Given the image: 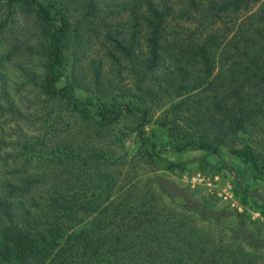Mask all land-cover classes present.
<instances>
[{
  "label": "trees",
  "instance_id": "1",
  "mask_svg": "<svg viewBox=\"0 0 264 264\" xmlns=\"http://www.w3.org/2000/svg\"><path fill=\"white\" fill-rule=\"evenodd\" d=\"M18 6L32 7L43 31L37 42L20 38L3 55L18 47L35 55L43 72L19 64L22 75L45 99L74 102L70 110L86 121L82 138L65 129L52 145L47 120L55 109L45 105L37 114L45 132L23 133L18 142L0 137L18 149L0 157L20 161L14 176L0 181V264H264L248 215L241 220L235 213L226 227L240 232L235 238L199 225L219 224L230 214L218 206L197 219L191 214H201L196 202L169 215L135 204L132 192L116 200L109 166L121 156L114 138L96 142L113 120L129 115L139 120L137 137L150 145V156L163 160L143 129L153 106H165L155 120L166 136L206 155L262 132L264 0H7L8 12ZM94 37L102 50L96 58L85 54ZM105 58L109 71L102 68ZM8 80L0 71L5 102ZM220 160L240 183L243 171L254 181L261 170L253 152L238 166ZM181 163L167 160L170 167ZM241 191L263 196L244 183Z\"/></svg>",
  "mask_w": 264,
  "mask_h": 264
},
{
  "label": "rangeland",
  "instance_id": "2",
  "mask_svg": "<svg viewBox=\"0 0 264 264\" xmlns=\"http://www.w3.org/2000/svg\"><path fill=\"white\" fill-rule=\"evenodd\" d=\"M6 4L7 0H0V23H4V26L0 28V71L9 76L7 81L10 89L9 101L13 102L17 111L7 110L9 101L5 102L0 92V103L5 108L0 110V137H3L5 141L18 142L23 133L44 131V128L43 130L40 128L43 123L38 119V115H41L43 111L42 106L47 105L55 109L51 118L47 120L48 142L53 140L52 145L58 142L61 137L66 135L65 129L74 130L79 134L78 137L82 138L81 134L85 130L86 120L81 117L79 110H70V104L72 105L74 102L70 103L66 97L45 99L41 93V87L28 81L26 76L22 75V71L18 67L19 64L33 66L43 72L36 56H29L28 52L21 54L23 49L20 47L13 51L10 50L8 58L3 55L4 52L7 53L11 49L14 42H18L17 45L20 46V38L29 37L37 42V35L43 31L42 27L37 26L33 19L34 12L28 9L32 7H12L13 10L10 13L7 11ZM99 48L100 41L94 37L91 43L86 45L85 54L96 58L102 53ZM98 50L100 51L97 54ZM85 59L89 60L87 56ZM108 63L110 61L105 58V62L102 64L103 70L111 69ZM113 63L112 65L115 67L116 62ZM83 66L85 72H92L89 62H84ZM117 78L119 79L120 75ZM120 79L121 82H125V74ZM75 93L80 97L84 96V92L80 89H76ZM159 108L153 106L149 121L143 125V129L145 135L155 144L153 151L164 158L163 160H159L156 155L150 156L152 151L150 145L137 137L139 120L131 118L129 115L118 116L111 122L110 128H105L103 135L96 140V142L106 145L114 138L116 146L113 148L116 150V157L121 156L109 166L115 183V199L121 201L123 196L132 192L135 195L133 198L135 204L142 206L144 203L153 204L161 213L169 215L178 209H183L182 205H187L185 209H188V207L191 208L197 204L198 208L201 207V214L191 213L197 219H200L203 214L209 215V211L216 210L218 206L221 211L230 214L219 219V224L208 226L207 221H199V225L203 226L205 230L220 231L226 233L227 236L234 235L235 238L241 236L240 232H234L226 227L234 225L235 213L241 214V220L245 215H248L253 221L250 224L247 223L248 231L252 236H255L258 254L264 257V205L258 206L264 200V130L250 136L243 135L242 138H246L243 141L230 142L229 145L221 148L220 154L206 155L204 150H200L196 146L184 147L181 144L183 140L176 142L166 136L164 130L159 128L155 120L165 106ZM18 110L22 112L23 116L18 113ZM14 148L12 145L0 143V154L3 153L6 156V151L17 153L18 149ZM251 152L259 158L261 170L254 181L248 172L243 171L240 183L235 180L232 172L220 163V158L238 166L241 165L244 156ZM167 160H178L182 163L176 167H170L167 165ZM32 163L30 162V164ZM18 166H20L19 160L0 157V181L14 176L13 171ZM242 183L250 191L256 188L260 193H263V196L244 195L241 191ZM184 198L189 203L182 202Z\"/></svg>",
  "mask_w": 264,
  "mask_h": 264
}]
</instances>
